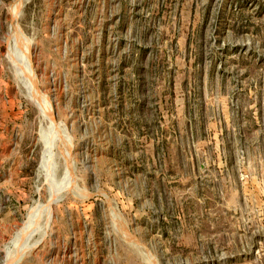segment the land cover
Listing matches in <instances>:
<instances>
[{
  "label": "rangeland",
  "instance_id": "374dc122",
  "mask_svg": "<svg viewBox=\"0 0 264 264\" xmlns=\"http://www.w3.org/2000/svg\"><path fill=\"white\" fill-rule=\"evenodd\" d=\"M14 263L264 264V0H0Z\"/></svg>",
  "mask_w": 264,
  "mask_h": 264
},
{
  "label": "bare ground",
  "instance_id": "6f19581e",
  "mask_svg": "<svg viewBox=\"0 0 264 264\" xmlns=\"http://www.w3.org/2000/svg\"><path fill=\"white\" fill-rule=\"evenodd\" d=\"M15 45H16V44H15ZM22 48H23V47H22ZM20 52H21V51H20ZM24 53H26V52H24ZM11 54H12V53H11ZM17 54H18V53H17ZM20 54H21V53H20ZM16 56H17V55H16ZM20 56H21V55H20ZM24 57H25V59H29V55H26V56H24ZM17 58H18V57H17ZM22 58H23V57H22ZM18 59H19V58H18ZM20 59H21V57H20ZM23 59H24V58H23ZM25 59H24V60H25ZM21 60H22V59H21ZM19 61H20V60H19ZM22 61H23V60H22ZM29 61H30V59H29ZM20 62H21V61H20ZM27 62H28V61H27ZM27 62H26V63H27ZM29 64H30V63H29ZM27 65H28V64H27ZM25 67H26V66H25ZM26 68H27V67H26ZM31 69H32V68H31ZM28 70H29V69H28ZM29 71H30V70H29ZM29 71H27V72H29ZM30 73H32V72L30 71ZM33 80H34V79H33ZM44 101H45V100H44ZM45 103H46V101H45ZM41 107H42V106H41ZM49 109H50V108H49ZM47 169H48V168H47ZM68 170H69V169H68ZM28 224H29V223H28ZM25 226L28 227L29 225H25ZM25 226H24V227H25ZM25 228H26V227H25ZM25 228H23V229H25ZM29 228H30V226H29ZM29 228H28V229H29ZM23 229H21V231H22ZM26 230H27V229H26ZM26 230H25V231H26ZM23 231H24V230H23ZM27 232H29V231L27 230L26 233H27ZM26 233L24 234V233H21V232H20L21 235H22V234H23V235H26ZM23 235H22V236H23ZM19 237H20V236H19ZM20 238H23V237H20ZM20 238H19V239H20ZM19 239H17L16 241L19 242V241H20ZM22 240H23V239H22ZM22 240H21V241H22ZM16 241H14L15 244H16ZM21 241H20V244L17 243L16 245H17V246H18V245H21ZM22 242H23V241H22ZM23 243H24V242H23ZM13 255H14V254H13ZM13 255H12V256H13ZM15 256H17V255H15ZM15 256H13V257H15ZM20 256H21V255H20ZM13 257H12V259H13ZM16 258H17V257H16ZM14 259H15V258H14ZM16 260H17V259H16ZM16 260H14V261H16ZM20 260H21V258H20ZM17 261H18V260H17ZM11 263H12V262H11ZM14 264H15V263H14Z\"/></svg>",
  "mask_w": 264,
  "mask_h": 264
}]
</instances>
